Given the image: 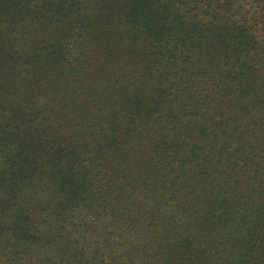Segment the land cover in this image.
I'll use <instances>...</instances> for the list:
<instances>
[{"label": "trees", "instance_id": "1", "mask_svg": "<svg viewBox=\"0 0 264 264\" xmlns=\"http://www.w3.org/2000/svg\"><path fill=\"white\" fill-rule=\"evenodd\" d=\"M0 264H264V0H0Z\"/></svg>", "mask_w": 264, "mask_h": 264}, {"label": "rangeland", "instance_id": "2", "mask_svg": "<svg viewBox=\"0 0 264 264\" xmlns=\"http://www.w3.org/2000/svg\"><path fill=\"white\" fill-rule=\"evenodd\" d=\"M12 18V16H10ZM46 27L47 25L44 24ZM5 28H6V24H4ZM42 33H39L38 36L42 37L43 35H41ZM26 36H33V35H29V34H25ZM20 34H17L15 35L14 37H19ZM15 49H11L10 52L11 53H14L15 51H18L20 52V54H24V53H29V54H34L36 52L38 53H42L44 54L45 52V49L48 48L47 45H37V44H34L32 45L30 42H22V43H19V44H15L14 45Z\"/></svg>", "mask_w": 264, "mask_h": 264}]
</instances>
